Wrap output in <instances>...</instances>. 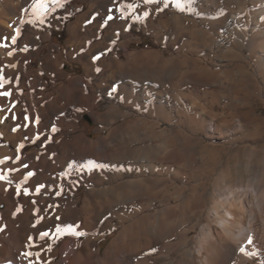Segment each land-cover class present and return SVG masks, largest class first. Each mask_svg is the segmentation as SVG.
I'll return each mask as SVG.
<instances>
[{"label":"bare ground","instance_id":"6f19581e","mask_svg":"<svg viewBox=\"0 0 264 264\" xmlns=\"http://www.w3.org/2000/svg\"><path fill=\"white\" fill-rule=\"evenodd\" d=\"M34 3L0 0V264H264V0H90L67 26L84 76L52 42L71 9ZM137 25L171 55L130 51ZM82 112L107 133L89 137ZM68 223L86 235L54 238Z\"/></svg>","mask_w":264,"mask_h":264},{"label":"rangeland","instance_id":"374dc122","mask_svg":"<svg viewBox=\"0 0 264 264\" xmlns=\"http://www.w3.org/2000/svg\"><path fill=\"white\" fill-rule=\"evenodd\" d=\"M198 4V3H197ZM82 6V12L88 10V8L90 7V0L89 1H80V0H68L65 3H63V7L68 6L71 9V13L69 15L62 13L61 18L64 22V28L63 30H56L52 33V42L58 44L60 46V57L61 59L64 60V64L63 67L64 69L67 71V73H69L72 76H84V70H83V66L79 63H69V59H68V53L71 52V50L69 49L68 46V38H70V34L67 33V26L68 24L75 19V17L78 15L77 12L75 11V7L76 6ZM147 25L139 27L138 25L133 29V32L136 36H140L142 38L141 43H137V42H133L132 45L129 47L130 51H136V50H156V51H160L162 53H164L166 56H170L172 53V49L169 47L168 44H162L160 42L159 39L155 38L152 36V34L150 32H147ZM110 30H108L107 32H105L104 34L107 35V33ZM120 52V56L124 57L125 53L123 52L124 50L122 48L118 49ZM47 53V49L41 50L39 52V54L37 56L34 57V60L32 62V65L34 68H38V64L40 61V58ZM108 79H111L112 76V71L109 72L107 74ZM47 82H51V79L49 77H45ZM118 101V99H117ZM101 107H99L97 109L98 112H103L104 111V106L106 104L105 101H100L98 103ZM257 104V103H256ZM258 104L260 105L259 109H258V113L260 115H264V105L260 104V102H258ZM81 119H80V128L82 131H84L89 137L91 138H98L104 134H106L107 132H100L97 131L98 127H102V125H99L96 123V121L93 118V115L91 113H87V112H82L81 113ZM92 116V117H91ZM164 127H166V125H163ZM211 142L214 143H220V141L218 139L215 140H210V139H205L204 143L210 144ZM258 145H260V143H258ZM34 148V146H28L26 148V150L28 152H31L32 149ZM237 150V148H235L232 152L235 153ZM248 155V153H246ZM245 154V155H246ZM225 176H221V181L223 180ZM219 178V180H220ZM212 181H210L211 183ZM83 191H80V194ZM264 194V193H263ZM264 197V195H263ZM206 221H204L203 223H205ZM198 232H199V227H197L196 229L192 230L189 234V236L191 237H198ZM115 233H112L108 236L107 240H104L100 243L102 249H104L108 243L111 241V239L114 237Z\"/></svg>","mask_w":264,"mask_h":264},{"label":"snow or ice","instance_id":"6c2138e0","mask_svg":"<svg viewBox=\"0 0 264 264\" xmlns=\"http://www.w3.org/2000/svg\"><path fill=\"white\" fill-rule=\"evenodd\" d=\"M51 3L53 5H55L56 7H62V0H51ZM160 0H143V4L144 5H153V4H159ZM196 3V0H172V5L173 7H175L177 10L184 12V11H189L191 12L193 10V6ZM122 9H127L130 12H134L135 9L137 7H139L138 4H125L121 6ZM169 7V0H163V8L158 9L159 11H163V9L168 8ZM34 9L36 10H40L41 13H46L49 11L48 8V0H35L34 3ZM55 9L53 8L52 11H54ZM122 17H124L125 13L122 11L121 13ZM143 16L146 18L149 16V13L147 11H145L143 13ZM108 19H112V17L110 16ZM136 19H140V17H136ZM29 23H34V21H29ZM40 23L43 24L44 23V19L41 16L40 18ZM15 35L13 37H11V41L13 44H15L16 42V38L17 36L20 35V29L17 28L15 29ZM7 45L4 44H0V47H6ZM9 55H12L11 52H9ZM99 57H96V59H98ZM97 71H99V69H97ZM3 73V69H0V89H3L5 87L6 84L11 83L10 80L6 79L4 77ZM113 91H115V89H113ZM12 95L11 92L9 91H0V96H4V97H10ZM25 120L28 119L27 116L24 117ZM36 123H39V118L36 119ZM16 129L14 128L13 131H15ZM53 131H57L56 128H53ZM39 138V137H37ZM0 163H4V161H0ZM87 167L89 170H93V169H99V168H104L106 167V165L103 164H97L94 161H88L87 163ZM33 173L29 172L28 176H32ZM0 179H6V177L4 176H0ZM17 191H19V187L17 188ZM37 191H39V189H37ZM25 194H27V191L25 190ZM57 220H59V217H56ZM80 228L79 224H64V225H57L55 228V234H54V238L59 239L61 236H65V235H70V236H74L76 238L82 237L84 235H86V233L84 231H77V229ZM2 230V229H0ZM49 233L48 232H41L40 233V238L44 239L45 237H48ZM251 238H249L248 243H251ZM241 252H244V248L240 249ZM29 253H25V256H28Z\"/></svg>","mask_w":264,"mask_h":264}]
</instances>
